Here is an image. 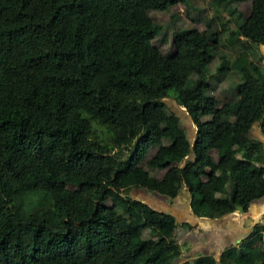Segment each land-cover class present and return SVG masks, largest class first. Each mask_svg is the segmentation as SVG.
<instances>
[{
  "label": "trees",
  "instance_id": "1",
  "mask_svg": "<svg viewBox=\"0 0 264 264\" xmlns=\"http://www.w3.org/2000/svg\"><path fill=\"white\" fill-rule=\"evenodd\" d=\"M210 1L229 17L176 28L168 57L153 44L164 26L150 12L190 0H0V264H264V224L218 260L180 261L175 216L128 194L174 198L186 187L193 213L209 218L264 196V71L247 51L264 45V0H250L253 42L239 23L228 27L242 17L238 0ZM237 45L232 61L220 50ZM217 54L216 71L239 75L236 98L218 122H202L218 101ZM165 98L185 108L193 140ZM38 160L49 162L46 186Z\"/></svg>",
  "mask_w": 264,
  "mask_h": 264
},
{
  "label": "rangeland",
  "instance_id": "2",
  "mask_svg": "<svg viewBox=\"0 0 264 264\" xmlns=\"http://www.w3.org/2000/svg\"><path fill=\"white\" fill-rule=\"evenodd\" d=\"M191 7L189 9H186V7L182 4L174 5L171 10L169 11H156L153 10L150 12V17L162 24L164 26L163 31L160 35H158L154 40L153 44L158 47L163 54H166L168 57H171V53L173 52V44H172V33L176 28H183V27H196L199 30L205 29V21L209 19L215 20L213 23V26L219 25L220 21H224L223 16L229 17L227 15L226 11H223L221 7H216L212 4L210 0H190ZM233 8H236L238 11L242 13V17L238 19L237 22H231L228 24V27L230 30H234L239 23L240 25V31L241 35L239 36L240 39L244 41L253 42V31H252V22L250 19H248V10L250 6V0H238L232 3ZM176 14V17L172 18L171 14ZM222 17V18H221ZM234 18H236V14L234 15ZM218 35L221 37L222 40H224L227 37L226 33L219 32ZM224 42V41H223ZM256 47V48H255ZM220 50L226 54V56L229 58L230 61H232L239 52H242L243 49L240 48L239 45L232 47H221ZM245 50V49H244ZM247 51L249 52L250 59L257 62L264 71V49L263 44L259 46V48L255 45L248 47ZM220 60L218 57V54L215 55L214 60L209 64V83L211 85V89L209 90V94L216 97L218 100L215 109L211 114H206L201 117L202 122H218V120L228 112L229 110V101L235 100V90L234 86L235 83L239 81V75L233 70H226L224 72H218L216 71L217 66L219 64ZM165 67H174L175 62L173 59L169 58L167 62L164 64ZM160 96L162 97V93H160ZM169 99V100H168ZM165 101L169 102L170 106L172 108L174 107V104L170 102V98H165ZM178 109V107H177ZM179 116L181 117L183 124H186V129L188 130V136L190 140H193V136L196 133V127L194 125H191L189 123V117L184 111V109H181ZM188 122V123H187ZM255 127V126H254ZM194 133V134H193ZM241 137L244 136V134H240ZM263 139V137H261ZM203 142L205 143H211V140L204 139ZM152 152V151H151ZM149 153V155L151 154ZM210 154L214 159H217L216 151L211 149ZM53 164H56L55 161H52ZM49 164L48 161L45 160H38L33 161L31 166L35 168L38 172L39 181L41 184L46 186L48 183L45 180L43 176V169L47 167ZM163 171H152L151 174L160 177L162 175ZM139 179L144 182L146 180V173L144 171H140L139 173ZM58 176L60 179H66V180H73L75 178L74 173L65 172V171H59ZM136 191V192H135ZM181 191V190H180ZM155 192L147 191L144 189H130L129 195H131L135 199H141L147 202L152 207H155L156 210L159 211H166L171 212L177 216V218H181L182 220L186 218L187 222L188 216H184L182 212H179V210H185L182 206L180 208L174 203L173 198L167 199L163 202L155 201L154 198ZM150 196V198H149ZM144 198V199H143ZM106 205H110L111 201L107 199L104 202ZM179 214L181 216H179ZM195 223V222H194ZM194 223H192L193 227H187L184 226V233H182L180 236L176 234L175 241L180 246V261H185L187 259H194L201 255V252L199 249H196L187 237H190V232L195 231V228L197 227ZM179 227H182L179 226ZM143 236L148 239V243L150 242V239L152 237L150 236V233L148 230L143 231ZM118 238V233H114L112 235V240L115 242ZM239 252V251H237ZM238 254V253H237ZM218 260V257L216 258Z\"/></svg>",
  "mask_w": 264,
  "mask_h": 264
},
{
  "label": "crops",
  "instance_id": "3",
  "mask_svg": "<svg viewBox=\"0 0 264 264\" xmlns=\"http://www.w3.org/2000/svg\"><path fill=\"white\" fill-rule=\"evenodd\" d=\"M251 133L259 139L263 137L257 124ZM150 199H155L158 202H164L165 200L169 202L167 197L161 198L154 196V198ZM173 200L179 208L180 206L185 208V210H179V212H182L184 216H188L189 220L187 222L186 218L183 220L181 218L178 219L174 214L176 222L178 223L175 237L176 234L180 236L184 233L183 227L185 224H188L192 228V223L195 222L194 224H197V227L194 233L190 232V237L188 236L185 240H189L191 242L190 244L196 247V249H199L201 255H212L215 259L217 257L219 259L226 249L232 247L237 248L242 243L251 239L256 232L257 225L263 224L261 218L264 214V196L254 200L245 212L235 210L214 218L197 216L193 213L190 206V194L186 187H183ZM179 216L181 215L179 214ZM181 225L182 227H179Z\"/></svg>",
  "mask_w": 264,
  "mask_h": 264
},
{
  "label": "clouds",
  "instance_id": "4",
  "mask_svg": "<svg viewBox=\"0 0 264 264\" xmlns=\"http://www.w3.org/2000/svg\"><path fill=\"white\" fill-rule=\"evenodd\" d=\"M178 107H180V106H178ZM181 109H182V107H180ZM184 108V107H183ZM184 111H185V108H184ZM191 125H194L193 123H191ZM195 126V125H194ZM195 135V134H194ZM193 138H194V136H193ZM180 192V191H179ZM179 194V193H178ZM154 195H158L159 197H161V198H166V196H164V195H160V194H158V193H154ZM176 197V196H175ZM174 197V198H175ZM168 199H169V197H167ZM170 199H172V198H170ZM151 206V205H150ZM152 207V206H151ZM152 208H154V209H156L155 207H152ZM166 212V211H165ZM168 213H171V212H168ZM172 215H174L173 213H171ZM261 221L263 222V219L261 218ZM263 224H264V222H263ZM177 228H178V226H177ZM177 228L175 229V231L177 230ZM191 260V259H190Z\"/></svg>",
  "mask_w": 264,
  "mask_h": 264
},
{
  "label": "water",
  "instance_id": "5",
  "mask_svg": "<svg viewBox=\"0 0 264 264\" xmlns=\"http://www.w3.org/2000/svg\"><path fill=\"white\" fill-rule=\"evenodd\" d=\"M263 49H264V45H263ZM175 109V111H177L178 112V114L180 113V111H181V108L180 107H178V109L177 108H174ZM182 109H184L183 107H182Z\"/></svg>",
  "mask_w": 264,
  "mask_h": 264
},
{
  "label": "built area",
  "instance_id": "6",
  "mask_svg": "<svg viewBox=\"0 0 264 264\" xmlns=\"http://www.w3.org/2000/svg\"><path fill=\"white\" fill-rule=\"evenodd\" d=\"M262 219H263V222H264V214H263V216H262Z\"/></svg>",
  "mask_w": 264,
  "mask_h": 264
}]
</instances>
